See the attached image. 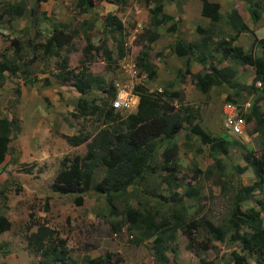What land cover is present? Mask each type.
<instances>
[{
	"label": "rangeland",
	"instance_id": "rangeland-1",
	"mask_svg": "<svg viewBox=\"0 0 264 264\" xmlns=\"http://www.w3.org/2000/svg\"><path fill=\"white\" fill-rule=\"evenodd\" d=\"M20 1L26 7L22 17H11L5 12L8 4ZM212 1L221 4L223 19L220 28L225 32L232 31L228 15L233 8L245 16L244 21L251 32L241 33L235 43L246 50L252 48L256 55H260L261 48L254 45V40L255 37H264V12L260 21L254 23L248 7L257 1H261L264 7V0ZM35 5L36 0H0V62L4 54L19 69L16 73L5 72L4 77H0V118L14 114L21 126V132L13 137L8 155L0 165V215H5L12 223L9 230L0 233V264H40L43 256L29 246L27 239L37 230L35 223L45 224L54 230V245L58 247L62 243L75 264H84L87 259L94 258L107 259L108 264H201V258L210 264H234V252L246 254L241 243L230 242V231L224 240L215 239L211 227H227L240 183L249 185L256 180L244 156L249 151L260 155L264 140L258 131H254L253 122L249 125L248 134L243 136L226 130L222 109L227 93L231 92L228 87H213L205 94L196 87L192 75L183 73V81L179 77L180 71L185 69V58L173 51L177 37L188 42L196 41L200 36L197 27L210 25V20L202 15L201 0L164 1V14L159 16L151 13L155 0H95L88 12L78 7L77 0H45L38 4L36 17L30 11ZM109 13L122 20L123 37L104 29ZM166 17L167 21L159 24L158 21H164ZM56 24L65 25L67 31L77 33L71 45L60 51V56H51L41 45ZM154 33L158 38L150 42L148 37ZM87 34L92 39L88 53L93 55L90 63L84 57ZM13 39L19 41L20 51H17L18 45L13 43ZM122 40L127 55L117 62L108 60L102 51L94 49L106 43L115 58L118 42ZM142 51H146L145 60L154 65L157 74L150 78L138 66L139 76L133 79L134 87L140 85L150 91L168 89L182 93L174 100L176 106L189 108L198 123L212 136L229 139V150L217 158L210 146L203 145L197 138L186 141L189 126L185 123L184 130L176 139L177 186L173 188L167 181L165 148H162L155 161L156 173L150 175L148 182L135 188L133 194L114 201L120 211L112 214L106 195L93 186L82 194H62L54 190L53 183L62 168V161L65 158L73 160L76 155H85L87 151L86 143L73 146L64 135H89L100 124L95 116H81L76 110L77 90L71 82L58 77L59 67L64 58L71 69L85 62L95 75L105 79L108 86L121 78L130 79L129 68L133 64L138 65ZM219 59L220 56L216 55L209 62L217 66L227 63L237 66L239 83L245 87L253 85L255 71L252 66L219 62ZM198 71L203 72V66L195 62L192 73ZM254 85L257 87L256 83ZM245 87L241 95L243 104L253 103L261 97L264 110L263 88ZM85 97H97L99 103L100 98H106L97 89H91ZM136 110L132 107L121 114L125 117ZM168 165H173V162ZM241 167L245 168L244 172L239 171ZM103 175V170L98 171L94 182L101 180ZM188 187L195 188L197 195L194 198L186 196L180 207L174 205L172 191L182 195ZM262 194L255 191L245 207L256 205V201L263 198ZM46 201L50 204L49 211H45ZM127 206L144 213L142 206H152L151 214L155 221L147 220L149 226L160 223L164 217L169 222L158 232L145 237L143 232L148 229L143 223L133 225L127 220ZM179 208L182 223L177 226L174 216L177 212L174 211ZM262 217L264 222V213ZM192 221L199 224V229L192 228L193 234L189 235L186 229ZM162 231L166 232H163L165 236L158 242ZM157 245L165 249L166 259H159ZM248 263L257 264L251 256H248Z\"/></svg>",
	"mask_w": 264,
	"mask_h": 264
},
{
	"label": "trees",
	"instance_id": "trees-1",
	"mask_svg": "<svg viewBox=\"0 0 264 264\" xmlns=\"http://www.w3.org/2000/svg\"><path fill=\"white\" fill-rule=\"evenodd\" d=\"M42 1L45 0H36V5L31 8L30 11L33 16L36 17L38 4ZM119 1L121 0H115V2ZM164 1L169 0H155V6L151 9L153 16L164 14ZM201 2L202 15L210 20V25L197 27L200 36L196 41L188 42L180 36L177 37L173 51L177 56L185 58V69L180 71L179 77L183 81L184 74L192 75L196 87L205 94L209 93L213 87L226 86L231 91L227 93L226 101H232L242 106L241 95L245 86L238 81L239 68L228 63L217 66L210 63L209 60L219 55V62L231 61L239 65L252 66L255 71L253 85L245 88L256 90L263 88L264 90V37H255L254 40V45L261 48L262 53L260 55H256L252 48L246 50L243 46L235 43L241 33L251 32L238 9L233 8L229 13L228 22L232 31L225 32L224 29L220 28L223 19L221 4L212 0H201ZM94 4L95 0H77L78 7L85 12H88ZM248 9L253 22L258 23L264 12L262 2L251 3ZM25 10L23 1L8 4L5 7V12L11 17H22ZM166 21L167 17L164 21L158 22L163 24ZM104 29L106 32L118 33L123 37L124 25L116 14L109 13L106 16ZM173 29L174 27H171V30ZM76 33L77 31H67L65 25L56 24L46 42L41 46L46 54L60 56V51L71 45ZM215 36L219 38L215 39ZM157 38V33H154L148 37V40L153 42ZM86 42L84 57L87 63H90L93 58V55L88 54L90 52L89 46L92 45L90 34L86 35ZM13 43L18 45L17 51H20L19 41L13 39ZM94 49L102 51L105 57L112 62L123 60L127 55L123 40L118 42V52L115 58L106 43H102ZM146 56V51L140 53L138 66L143 68L150 78H155L157 71L154 65L145 60ZM2 57L3 61L0 62L1 78L4 77L5 72L16 73L19 70L12 60L4 54ZM195 62L203 66V72L192 73ZM87 63L83 62L81 66L71 69L67 59L64 58L60 63L58 77L63 81L71 82L77 90L76 110L79 114L81 116H95L100 124L96 131L89 135L82 133L64 135L67 142L73 146L86 143L87 151L85 155H76L73 160L65 158L62 161V168L53 183L56 192L82 194L93 186L96 191L106 195L108 203L111 205L109 206L110 212L117 214L120 210L114 201L123 200L127 195L133 194L139 185L142 186L150 180V175L157 171L155 161L162 148H165L163 156L166 158L164 168L168 172L167 181L173 185V188L176 187L177 163L175 159L178 151L176 139L179 133L184 130L185 123L189 126L186 131V141L195 137L203 145L210 146L216 156L228 153L229 139L224 136H212L198 123L197 118L189 108L184 109L176 106L174 100L179 98L182 93L168 89L150 91L147 87L138 85L135 90L136 94L139 95L137 110L124 117L111 104L115 91L114 83H109L107 86L105 79L95 75ZM257 82H260L262 87H255L254 84ZM91 89L103 92L106 98H100L101 103H99L97 97H85ZM261 100L262 98L258 97L255 102L251 103L250 110L243 115L247 120V128L249 129V125L253 122L254 131H258L264 140V110L260 103ZM20 132V121L16 115L0 118V165L8 155L9 145L13 137ZM244 159L253 169L256 180L249 185L240 183L234 196L227 227L212 225L211 232L215 239L224 240L230 231L232 233L230 242L241 243L246 254L239 255L234 252V264H249L248 256L254 258L257 264H264V222L262 217L264 213V149L260 155H254L252 151H249L245 154ZM171 162L173 165H168ZM100 170L104 171V175L101 180L95 183V175ZM239 171L244 172L245 168L241 167ZM27 172H30V169ZM131 189L133 190L130 191ZM257 190L263 193V198L258 199L256 205L246 208L245 205ZM196 195L197 190L188 187L182 195L172 191L171 201L174 205L179 206L184 203L183 200L186 196L194 198ZM77 201L80 202V197L77 198ZM49 206V202L46 201L45 211L50 210ZM142 208L146 213L127 206L126 216L133 225H138L140 222L145 225V228L148 229L143 232L145 237L153 235L154 232H158V229H162L168 224V219L164 217L160 223H152L149 226L147 220L155 221V217L151 214L152 206H142ZM174 212L178 214L174 215L176 218L175 225L180 226L182 223L181 210L179 208ZM33 225H37V230L30 233L27 239L29 246L43 256L40 264H75L69 258L62 243L58 247L54 245L53 229L45 224L35 223ZM11 226V221L5 215H0V233L9 230ZM192 228L198 230L199 224L192 221L186 229L187 234H193ZM163 232L166 233L165 231L159 233L158 242L164 238ZM164 250L162 245L156 246V252L161 260L166 259ZM84 264H108V260L103 258L87 259ZM201 264L210 263L201 258Z\"/></svg>",
	"mask_w": 264,
	"mask_h": 264
},
{
	"label": "built area",
	"instance_id": "built-area-1",
	"mask_svg": "<svg viewBox=\"0 0 264 264\" xmlns=\"http://www.w3.org/2000/svg\"><path fill=\"white\" fill-rule=\"evenodd\" d=\"M130 79L121 78L114 83V97L112 106L116 111H126L135 104L134 80L138 78L139 72L136 64L129 68ZM261 86V83H258ZM251 108V103L246 102L240 106L232 101H227L223 105L222 113L224 117V126L232 134L243 136L248 134L247 120L244 113Z\"/></svg>",
	"mask_w": 264,
	"mask_h": 264
},
{
	"label": "clouds",
	"instance_id": "clouds-1",
	"mask_svg": "<svg viewBox=\"0 0 264 264\" xmlns=\"http://www.w3.org/2000/svg\"><path fill=\"white\" fill-rule=\"evenodd\" d=\"M136 65H137V64H136ZM137 67H138V65H137ZM114 83H115V82H114ZM258 83H259V82H257V86H258V87H262V84H261V86H259ZM136 87H137V86H136ZM136 87H134V93H135V95L137 96V97H135V104H133L129 109H131L132 107H135V108L137 109V106H138V103H139V95H137V94H136V91H135V90H136ZM114 89H115V88H114ZM112 100H113V99H112ZM226 102H227V101H226ZM250 103H251V102H250ZM111 104H112V102H111ZM243 105H244V104H243ZM112 107H113V106H112ZM129 109H128V110H129ZM126 111H127V110H126ZM119 112H121V111H119ZM123 112H124V111H122L121 113H123ZM226 130H227V129H226ZM227 131H228V130H227Z\"/></svg>",
	"mask_w": 264,
	"mask_h": 264
},
{
	"label": "crops",
	"instance_id": "crops-1",
	"mask_svg": "<svg viewBox=\"0 0 264 264\" xmlns=\"http://www.w3.org/2000/svg\"><path fill=\"white\" fill-rule=\"evenodd\" d=\"M241 15H242V13H241ZM242 17H243V19L245 18V16H243V15H242Z\"/></svg>",
	"mask_w": 264,
	"mask_h": 264
}]
</instances>
